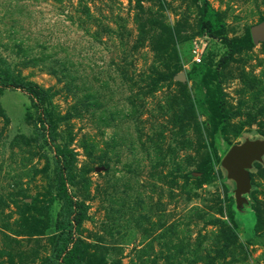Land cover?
Returning a JSON list of instances; mask_svg holds the SVG:
<instances>
[{
	"label": "rangeland",
	"instance_id": "obj_1",
	"mask_svg": "<svg viewBox=\"0 0 264 264\" xmlns=\"http://www.w3.org/2000/svg\"><path fill=\"white\" fill-rule=\"evenodd\" d=\"M208 1L228 38L257 34L222 64L212 37L192 59L203 0H0V264H264V155L240 205L223 164L264 141V0ZM9 78L51 90L53 127Z\"/></svg>",
	"mask_w": 264,
	"mask_h": 264
},
{
	"label": "trees",
	"instance_id": "obj_2",
	"mask_svg": "<svg viewBox=\"0 0 264 264\" xmlns=\"http://www.w3.org/2000/svg\"><path fill=\"white\" fill-rule=\"evenodd\" d=\"M201 28L205 31V34L209 35L215 39H221L228 49V52L220 57V63H224L228 58L234 55V53H239L245 49H250L253 46L254 40L252 33L247 31L241 37L228 38L225 34L224 23L218 18V14L213 9L208 0H203L201 6ZM205 60V58H204ZM217 78L216 73L207 72L203 75L202 80L206 86V103L212 114L214 129L212 131L214 139H219V131L221 129L222 123L227 116V111L225 107L224 97L222 96V90L218 84L213 86V80ZM4 86L13 87L16 89H21L26 92L34 105L40 109L39 118L41 120L43 129L46 131L49 127H53V108L55 105L52 101V93L50 89H47L33 80H28L25 78H9L5 81ZM50 106V108H48ZM49 126V127H48ZM231 146V145H230ZM229 146V147H230ZM59 155L64 154L66 156L68 153L74 155L73 151L68 149H58ZM225 154V153H224ZM61 159L57 161L58 164L61 163ZM64 179L60 175L59 183L64 184ZM61 185V188H63ZM61 189L63 195L64 204L68 205L72 212L71 224H80L85 217L86 205L80 201H74L71 197L67 196ZM75 207V208H74ZM73 221V222H72ZM67 245V244H66ZM77 255V254H76Z\"/></svg>",
	"mask_w": 264,
	"mask_h": 264
},
{
	"label": "water",
	"instance_id": "obj_3",
	"mask_svg": "<svg viewBox=\"0 0 264 264\" xmlns=\"http://www.w3.org/2000/svg\"><path fill=\"white\" fill-rule=\"evenodd\" d=\"M255 41L257 34L252 32ZM182 76V75H181ZM180 76V77H181ZM182 78V77H181ZM264 155V141H246L242 144H235L230 147L223 158V164L229 170V177L236 181V201L240 205L246 199V195L251 190L252 178L250 167Z\"/></svg>",
	"mask_w": 264,
	"mask_h": 264
},
{
	"label": "built area",
	"instance_id": "obj_4",
	"mask_svg": "<svg viewBox=\"0 0 264 264\" xmlns=\"http://www.w3.org/2000/svg\"><path fill=\"white\" fill-rule=\"evenodd\" d=\"M211 37L207 34L200 36L194 40L193 49L191 50L192 59L195 63L204 62V58L208 49V44Z\"/></svg>",
	"mask_w": 264,
	"mask_h": 264
}]
</instances>
